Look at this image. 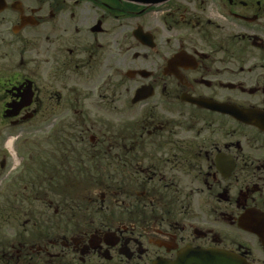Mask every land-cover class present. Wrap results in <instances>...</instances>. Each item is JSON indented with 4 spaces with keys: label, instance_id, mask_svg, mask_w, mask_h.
Returning <instances> with one entry per match:
<instances>
[{
    "label": "flooded vegetation",
    "instance_id": "obj_1",
    "mask_svg": "<svg viewBox=\"0 0 264 264\" xmlns=\"http://www.w3.org/2000/svg\"><path fill=\"white\" fill-rule=\"evenodd\" d=\"M184 249L264 264V0H0V264Z\"/></svg>",
    "mask_w": 264,
    "mask_h": 264
},
{
    "label": "water",
    "instance_id": "obj_2",
    "mask_svg": "<svg viewBox=\"0 0 264 264\" xmlns=\"http://www.w3.org/2000/svg\"><path fill=\"white\" fill-rule=\"evenodd\" d=\"M197 253H199L197 250H183V251L180 252L179 257L177 259V262L175 264H192L188 260V258L196 257ZM200 256H202V255L200 254ZM203 257H205V256H203ZM211 257H213V256H211ZM230 257L231 256H229L226 253L215 255V259H219L221 261L220 264H237V263L231 262V258ZM160 264H165V262H160ZM194 264H197V263H194Z\"/></svg>",
    "mask_w": 264,
    "mask_h": 264
}]
</instances>
